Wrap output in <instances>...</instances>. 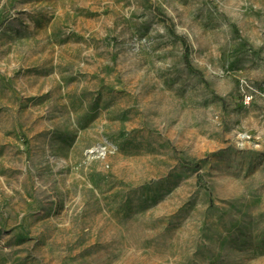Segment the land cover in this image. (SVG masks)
Here are the masks:
<instances>
[{
	"label": "rangeland",
	"instance_id": "rangeland-1",
	"mask_svg": "<svg viewBox=\"0 0 264 264\" xmlns=\"http://www.w3.org/2000/svg\"><path fill=\"white\" fill-rule=\"evenodd\" d=\"M0 264H264V0H0Z\"/></svg>",
	"mask_w": 264,
	"mask_h": 264
},
{
	"label": "trees",
	"instance_id": "trees-1",
	"mask_svg": "<svg viewBox=\"0 0 264 264\" xmlns=\"http://www.w3.org/2000/svg\"><path fill=\"white\" fill-rule=\"evenodd\" d=\"M190 70V67H187Z\"/></svg>",
	"mask_w": 264,
	"mask_h": 264
}]
</instances>
